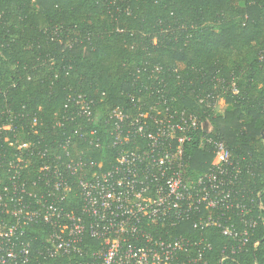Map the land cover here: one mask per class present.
Returning <instances> with one entry per match:
<instances>
[{"label":"trees","instance_id":"16d2710c","mask_svg":"<svg viewBox=\"0 0 264 264\" xmlns=\"http://www.w3.org/2000/svg\"><path fill=\"white\" fill-rule=\"evenodd\" d=\"M262 51L264 0H0V189L15 171L32 188L42 162L38 150L54 153L57 143L72 140L77 127H84L82 119L70 120V99L92 102L97 121L86 127L95 130L99 146L80 140L79 147L102 171L117 152L108 111L129 108L131 99H164L208 121L210 136L225 143L239 168L234 201L249 210L243 220L255 221L247 248L234 254L235 241L217 228L197 231L183 223L172 234L209 243V264H264ZM217 79L225 83L223 113L197 99ZM188 155L191 176L205 173L213 158L193 146ZM24 163L29 166L19 169ZM69 197L77 209L76 184ZM242 213H231L238 227ZM46 236L45 228L26 229L33 250ZM85 243L93 249L98 244L90 238Z\"/></svg>","mask_w":264,"mask_h":264},{"label":"built area","instance_id":"2783aa9c","mask_svg":"<svg viewBox=\"0 0 264 264\" xmlns=\"http://www.w3.org/2000/svg\"><path fill=\"white\" fill-rule=\"evenodd\" d=\"M259 60L264 62V51ZM217 87L225 93L224 80L217 79L211 92L197 98L214 113L223 100L222 94L216 95ZM70 101V120L82 119L84 127H77L72 140L57 143L54 153L38 150L42 162L32 188L15 171L0 189V264H46L54 259L68 264H209V243L172 234L183 223L197 231L217 228L235 241L231 254L247 248L255 221L243 220L249 210L234 201L239 168L225 143L204 129L206 121L164 99H131L129 108L114 107L107 122L117 152L111 167L102 171L79 147L80 140L99 146L95 130L87 129L97 121L92 102L81 96ZM192 146L212 153L203 174L187 171ZM24 166L29 164L19 169ZM71 184L79 188L77 209L71 208ZM234 209L243 212L242 227L231 218ZM31 226L47 229L39 249L33 250L26 237ZM86 238L98 242L95 249Z\"/></svg>","mask_w":264,"mask_h":264},{"label":"rangeland","instance_id":"374dc122","mask_svg":"<svg viewBox=\"0 0 264 264\" xmlns=\"http://www.w3.org/2000/svg\"><path fill=\"white\" fill-rule=\"evenodd\" d=\"M215 92H216V95H218V96H220L222 94V90L219 87L216 88ZM225 107H226V104L224 103L223 100L222 101H218L217 105H216L215 112L223 113ZM203 127H204L205 130H210L211 129V125H210V123L208 121H206L203 124Z\"/></svg>","mask_w":264,"mask_h":264},{"label":"water","instance_id":"95a60500","mask_svg":"<svg viewBox=\"0 0 264 264\" xmlns=\"http://www.w3.org/2000/svg\"><path fill=\"white\" fill-rule=\"evenodd\" d=\"M261 134L263 135V131L261 132Z\"/></svg>","mask_w":264,"mask_h":264}]
</instances>
